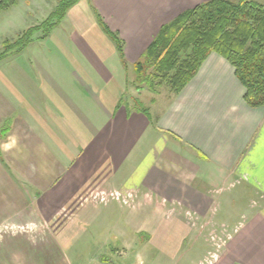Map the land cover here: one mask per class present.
I'll use <instances>...</instances> for the list:
<instances>
[{
    "label": "crops",
    "instance_id": "obj_1",
    "mask_svg": "<svg viewBox=\"0 0 264 264\" xmlns=\"http://www.w3.org/2000/svg\"><path fill=\"white\" fill-rule=\"evenodd\" d=\"M205 1L94 3L129 65L163 24ZM72 33L51 37L49 59L0 66V264H68L61 238L90 225L109 226L125 257L131 235H143L138 256L172 264L197 229L188 210L203 217L214 197L229 202L210 188L232 179L250 205L230 209V238L204 264H264V107L245 103L230 63L209 54L180 92L153 112L158 98L143 105L146 116L122 101L127 70L97 20ZM112 191L131 205L101 201ZM114 205L127 210L107 211Z\"/></svg>",
    "mask_w": 264,
    "mask_h": 264
},
{
    "label": "trees",
    "instance_id": "obj_2",
    "mask_svg": "<svg viewBox=\"0 0 264 264\" xmlns=\"http://www.w3.org/2000/svg\"><path fill=\"white\" fill-rule=\"evenodd\" d=\"M14 0H0L4 9ZM78 0H59L53 13L40 26L27 29L0 59L24 49L33 34L43 29L45 38ZM102 32L114 44L121 63L128 66L118 33L96 15ZM37 39V38H35ZM211 53L226 59L244 88L243 99L252 108L264 107V5L254 0H207L163 24L147 45L142 59L133 64L135 89L156 88L168 82L173 94L195 76ZM146 116L148 110L135 102Z\"/></svg>",
    "mask_w": 264,
    "mask_h": 264
},
{
    "label": "rangeland",
    "instance_id": "obj_3",
    "mask_svg": "<svg viewBox=\"0 0 264 264\" xmlns=\"http://www.w3.org/2000/svg\"><path fill=\"white\" fill-rule=\"evenodd\" d=\"M58 1L59 0H14L10 2L6 8L0 9V56L7 50L5 46L15 42V40L27 29L40 26L43 21L54 12ZM261 3L264 4V1H261ZM97 14L98 10L95 7L94 0H78L70 7L64 19L48 36L39 38L42 36L44 29V27H41V29L33 34V41L26 45L23 50L0 59V66L4 65L5 67H11L28 65L30 61L33 62L32 54L34 53H39L44 58L49 59L51 57L50 54H54V52L57 51L54 48V45L56 47L57 45L53 42V39H51L52 36H62V38L70 39L73 36V30H76L79 26L86 25L87 23L91 24L94 21L96 22ZM145 50L146 49H144L137 60L142 59ZM10 60L13 61L12 64H10ZM133 64V62L129 63L127 66L128 68L126 67L127 83L122 101L127 102L131 106H135V102H138L140 105H147L150 107V103L158 98L156 107L151 108L153 112L159 105L167 101L165 98L170 99L173 96L169 87L170 84L167 81L164 82L161 86L156 88L155 92L150 91L147 87L136 90L134 85L135 73ZM30 65L35 67V64ZM210 189L212 191L210 194L215 195L221 193L220 197L229 200V202L223 204L217 197H214L215 201L209 204V214H205L203 217H199L197 214H193L191 210H188L191 212L188 218L190 222H192V227L193 229H197L194 234L184 241L182 251L175 257L172 264H204V259L208 256L210 257H208V260L216 258L219 246L230 238V227L235 222L234 212L230 209L236 205V210L240 207L243 210V207L250 205L246 203L248 195L244 192L246 189L244 182L240 183L232 179V181L227 182L225 186H214ZM253 190L255 191L254 188ZM109 193L111 192L105 193L107 199L109 198ZM101 194H99L100 198ZM131 197L130 194H125L126 202L122 203L127 206L131 205ZM108 200H110V198ZM253 205H256V203L253 202ZM114 206V208L108 207L107 211H113L115 214H119L123 212V210H127L119 205ZM222 207H226L230 210L225 216L221 213ZM104 210L106 209L99 206L98 211ZM242 210L239 212H243ZM109 221L111 223L110 225H113L117 222V218H111ZM109 229V226L101 228L90 225L85 233L77 229H71V231L67 230L69 234H65L66 241L61 238V243L64 247L63 250L66 254L68 264H142V262H145V264H155L156 261L153 259V256L148 259L147 255L151 254L146 251L144 253L141 252L140 256H138L139 250H137V248L141 239L144 237L143 235H136L137 237L131 235V244L135 242L136 238L138 240H136L132 249L127 251L128 254L125 257L121 255L123 243L125 241L119 236L113 235ZM149 251L151 253L154 252L151 249H149ZM208 253L211 254L208 255ZM144 254L146 256H144ZM164 258L162 260H165ZM155 259L158 260L159 257L157 256ZM168 262L170 261H165L163 263Z\"/></svg>",
    "mask_w": 264,
    "mask_h": 264
},
{
    "label": "built area",
    "instance_id": "obj_4",
    "mask_svg": "<svg viewBox=\"0 0 264 264\" xmlns=\"http://www.w3.org/2000/svg\"><path fill=\"white\" fill-rule=\"evenodd\" d=\"M106 198H107V195L105 193H102L101 194V198H100L101 201H104ZM109 198L110 199L117 200V201H122L123 203L126 202L125 197L122 194L118 193V192H111V193H109Z\"/></svg>",
    "mask_w": 264,
    "mask_h": 264
}]
</instances>
